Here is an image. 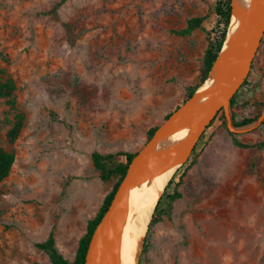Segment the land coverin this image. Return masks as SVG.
I'll list each match as a JSON object with an SVG mask.
<instances>
[{
	"label": "rangeland",
	"instance_id": "rangeland-1",
	"mask_svg": "<svg viewBox=\"0 0 264 264\" xmlns=\"http://www.w3.org/2000/svg\"><path fill=\"white\" fill-rule=\"evenodd\" d=\"M59 1L0 0V68L16 99L0 95V146L15 154L0 182V264H51L37 247L51 231L75 259L120 178L103 180L93 153L126 159L186 103L216 24L217 0H66L45 14ZM193 17L204 20L183 33ZM253 65L246 104L228 110L254 128L231 132L223 110L206 129L141 264H264V36Z\"/></svg>",
	"mask_w": 264,
	"mask_h": 264
},
{
	"label": "water",
	"instance_id": "water-1",
	"mask_svg": "<svg viewBox=\"0 0 264 264\" xmlns=\"http://www.w3.org/2000/svg\"><path fill=\"white\" fill-rule=\"evenodd\" d=\"M235 5L236 0H232V15L237 12ZM263 36L264 0H254L247 20L243 23L239 32L228 41L225 47V57L220 60L219 54L213 64L208 77L212 75L219 62L223 63L222 71L216 77L213 87L201 93H198L197 90L186 103L179 106L157 127L152 137L132 158L108 209L95 227L84 264H119L120 231L122 227L120 210L126 204L130 188L138 185L146 178L172 167L178 168L184 164L219 111L224 110L227 126L231 132L242 133L254 128L237 127L234 124L232 115L229 113L228 107L231 105L232 98L248 78ZM226 39L227 35L222 49L225 46ZM241 52L242 55H240ZM205 98H209L207 104L190 107ZM263 120L264 112L261 114L258 124ZM185 126H189V130L184 147L162 151L158 154L151 153L155 143ZM106 233L110 235L111 239L109 247L104 239ZM141 252L136 264L139 263Z\"/></svg>",
	"mask_w": 264,
	"mask_h": 264
},
{
	"label": "trees",
	"instance_id": "trees-1",
	"mask_svg": "<svg viewBox=\"0 0 264 264\" xmlns=\"http://www.w3.org/2000/svg\"><path fill=\"white\" fill-rule=\"evenodd\" d=\"M66 0H60L54 6L45 12V14L48 15H57L58 8L65 2ZM215 16H216V24L212 31V35L210 36L209 44L205 52L204 57V64L202 67V75L200 84L196 87H191L189 89V97H191L196 90L205 83L207 80L209 73L213 67V64L217 60L220 51L222 49L223 43L225 41L228 27L230 24L231 16H232V0H217L215 4ZM204 20V17H193L189 20L188 26L186 29L183 30V33H190L194 28L200 26ZM254 67V65H252ZM248 82V78L246 81L242 84L238 92L235 94V96L231 100V107L233 109H237L242 105H245L246 103L239 100V93L242 87L246 85ZM15 91V83L13 79L6 74L5 69L0 68V95L7 98V103L11 105L12 107L16 104V99L14 96ZM264 106V103L261 104ZM223 112V109L218 112L215 119L212 121L211 125L214 123V121L219 117V115ZM259 113L257 116H260ZM256 120V117L252 118H245L243 120H238L235 116H233L234 124L237 127L247 125L253 121ZM24 123V117L22 114H17L16 121L14 122L13 127L8 132V139L10 142H14L15 139L19 136L20 131L23 127ZM209 125L208 128L211 126ZM264 125V122H263ZM157 129L154 128L150 132V138L152 137L153 133ZM206 132V131H205ZM204 134L201 136V139L195 146V149L189 159L182 164L177 169L179 170L182 166L189 162H193L196 160L198 155V146L203 139ZM260 147H264V141L259 145ZM138 153V152H137ZM129 154L126 153V159H122L121 153H115V154H101L99 152H94L92 155L93 158V164L94 167L100 171V177L103 180H108L112 175L119 174L120 178L118 182L113 187L112 191L106 196L104 199L103 205L96 215L95 218L89 220L87 225V232L80 238L79 240V246L77 249V254L74 260H70L67 257L64 256V254L59 250V248L56 245V239H55V232L51 231L49 236L46 240L42 242L37 243V247L41 249L44 253H46L50 259L51 264H84L86 259V253L87 249L92 237V234L95 230V227L97 226L98 222L101 220L103 214L108 209L116 191L117 188L122 181L123 177L125 176L128 166L132 160V158L137 154ZM15 161V154L13 151H9L4 149L2 146H0V182L5 179L14 164ZM178 170L175 171L173 177L169 180L167 183L163 193L161 194L154 211L151 216V220L149 222L147 231L144 236L143 240V248L140 255V260L138 264H141L142 258L145 256V254L149 250V242L151 239L152 234V227L160 222L162 220V217L166 214H169L172 209L173 201L181 196V192L178 191L177 188H171L173 184L175 183V178L177 175Z\"/></svg>",
	"mask_w": 264,
	"mask_h": 264
},
{
	"label": "bare ground",
	"instance_id": "bare-ground-1",
	"mask_svg": "<svg viewBox=\"0 0 264 264\" xmlns=\"http://www.w3.org/2000/svg\"><path fill=\"white\" fill-rule=\"evenodd\" d=\"M253 1L254 0H236L235 8L237 12L232 15L227 31L225 46L220 53V60L226 55L225 47L228 41L239 32L243 23L247 20ZM240 55H242V52ZM222 68L223 63L219 62L213 70L212 75L199 87L198 93L207 91L213 87L215 79L222 71ZM208 101L209 98H205L192 104L190 107L205 105ZM188 130L189 126H185L159 140L152 147L151 153L158 154L162 151L184 147ZM175 169L176 167H172L166 171L146 178L138 185L130 188L127 194L126 204L122 206L120 210L122 227L120 231L119 264H136L154 208L167 183L173 176ZM104 239L106 245L109 247L111 243L110 235L106 233Z\"/></svg>",
	"mask_w": 264,
	"mask_h": 264
},
{
	"label": "crops",
	"instance_id": "crops-1",
	"mask_svg": "<svg viewBox=\"0 0 264 264\" xmlns=\"http://www.w3.org/2000/svg\"><path fill=\"white\" fill-rule=\"evenodd\" d=\"M57 245V244H56ZM58 247V246H57ZM59 248V247H58ZM60 250V249H59ZM68 250V249H67ZM62 252V251H61ZM46 254V253H45ZM47 255V254H46ZM48 256V255H47ZM65 256V255H64ZM66 257V256H65ZM49 258V257H48ZM50 260V259H49Z\"/></svg>",
	"mask_w": 264,
	"mask_h": 264
}]
</instances>
